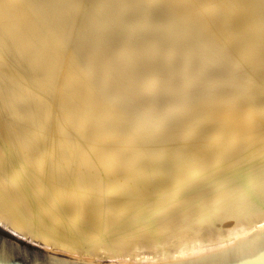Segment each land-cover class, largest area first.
Masks as SVG:
<instances>
[{
	"label": "bare ground",
	"instance_id": "obj_1",
	"mask_svg": "<svg viewBox=\"0 0 264 264\" xmlns=\"http://www.w3.org/2000/svg\"><path fill=\"white\" fill-rule=\"evenodd\" d=\"M0 116L90 202L264 169V0H0Z\"/></svg>",
	"mask_w": 264,
	"mask_h": 264
},
{
	"label": "water",
	"instance_id": "obj_2",
	"mask_svg": "<svg viewBox=\"0 0 264 264\" xmlns=\"http://www.w3.org/2000/svg\"><path fill=\"white\" fill-rule=\"evenodd\" d=\"M0 264H264V169L84 201L0 116Z\"/></svg>",
	"mask_w": 264,
	"mask_h": 264
}]
</instances>
